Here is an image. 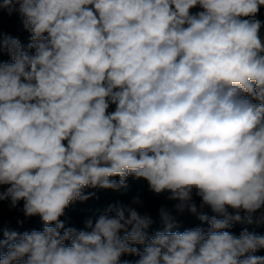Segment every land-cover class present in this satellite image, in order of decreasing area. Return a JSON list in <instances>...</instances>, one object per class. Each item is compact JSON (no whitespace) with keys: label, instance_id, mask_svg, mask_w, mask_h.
I'll use <instances>...</instances> for the list:
<instances>
[{"label":"clouds","instance_id":"9594fccd","mask_svg":"<svg viewBox=\"0 0 264 264\" xmlns=\"http://www.w3.org/2000/svg\"><path fill=\"white\" fill-rule=\"evenodd\" d=\"M262 7L0 0L30 33L27 50L0 35V201L43 224L5 231L0 264H264V235L225 230L264 223ZM129 177L174 202L159 209L163 231H145L139 196L80 230L60 219L85 189ZM194 197L208 229L173 231L174 212L197 214Z\"/></svg>","mask_w":264,"mask_h":264},{"label":"trees","instance_id":"16d2710c","mask_svg":"<svg viewBox=\"0 0 264 264\" xmlns=\"http://www.w3.org/2000/svg\"><path fill=\"white\" fill-rule=\"evenodd\" d=\"M18 7V6H17ZM197 11V9H193ZM258 18L264 20V7L261 8ZM0 35L11 36L13 38H18L25 50H27V44L30 41V33L24 28L22 17L18 12H12L9 14L7 9H0ZM34 52V50H31ZM0 60L5 62H11V58L7 53H0ZM119 180V178H115ZM128 187L126 189H120L119 191L111 189H85L84 194L94 193L88 200L84 202L77 201L69 206L65 210L64 215L60 218L64 221L66 227H75L80 230L84 228V222L87 219H93L95 221L99 215L103 214L107 207L111 204L123 203L129 204L132 199L136 196L143 201V204L136 206L137 210L141 214H148L151 216L153 223L145 231L149 236H152L157 231H163L164 225L159 218V209L162 205L169 208L172 207L174 202L168 201L166 199L167 193L156 195L150 191L147 181L144 179H136L134 177H129L126 181ZM195 202L198 206L197 214H192L185 211L182 214L173 213L176 216V225L173 231H184L186 229L201 227L205 230L208 229L209 225L207 223H202L198 219L200 212L207 213L212 216V212L209 208L199 209L200 198L194 197ZM9 201H0V221L3 219L12 218L15 216L21 217L23 213L19 210L23 207V202L17 208H10ZM243 215V213H241ZM257 215H259L257 213ZM10 221L5 226H0V239H6L3 233L5 231H15L22 234L25 231H31L29 227L23 226H12ZM43 224H39L35 230H42ZM247 229L249 232L255 233L257 235H264V223H233L230 228L225 229L232 234L239 236L240 233ZM142 251L143 246L137 245ZM257 255H264V249L260 250ZM139 257L125 254L121 257V260L135 261Z\"/></svg>","mask_w":264,"mask_h":264},{"label":"water","instance_id":"95a60500","mask_svg":"<svg viewBox=\"0 0 264 264\" xmlns=\"http://www.w3.org/2000/svg\"><path fill=\"white\" fill-rule=\"evenodd\" d=\"M229 212H233V210L229 209ZM41 223L42 222L38 216L25 217L24 215H21V217L18 220L12 222L11 225L16 227L18 226L29 227L31 230H34Z\"/></svg>","mask_w":264,"mask_h":264},{"label":"built area","instance_id":"2783aa9c","mask_svg":"<svg viewBox=\"0 0 264 264\" xmlns=\"http://www.w3.org/2000/svg\"><path fill=\"white\" fill-rule=\"evenodd\" d=\"M262 34H264V29H262ZM20 217L19 216H15L12 218H8V219H3L0 221V226H5L6 224H8L10 221H16L18 220Z\"/></svg>","mask_w":264,"mask_h":264},{"label":"rangeland","instance_id":"374dc122","mask_svg":"<svg viewBox=\"0 0 264 264\" xmlns=\"http://www.w3.org/2000/svg\"><path fill=\"white\" fill-rule=\"evenodd\" d=\"M234 214V213H233Z\"/></svg>","mask_w":264,"mask_h":264}]
</instances>
